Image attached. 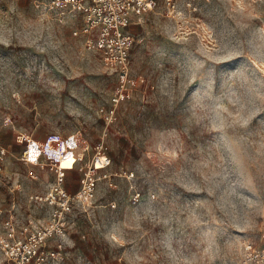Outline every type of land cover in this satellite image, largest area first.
<instances>
[{
  "label": "rangeland",
  "instance_id": "obj_1",
  "mask_svg": "<svg viewBox=\"0 0 264 264\" xmlns=\"http://www.w3.org/2000/svg\"><path fill=\"white\" fill-rule=\"evenodd\" d=\"M52 1L0 0V233L48 220L53 172L21 157L26 136H59L77 146L70 193L105 158L48 264H242L264 248V0H154L126 28L117 103L119 72Z\"/></svg>",
  "mask_w": 264,
  "mask_h": 264
},
{
  "label": "built area",
  "instance_id": "obj_2",
  "mask_svg": "<svg viewBox=\"0 0 264 264\" xmlns=\"http://www.w3.org/2000/svg\"><path fill=\"white\" fill-rule=\"evenodd\" d=\"M154 0H53L59 6L61 14L71 13L81 18V26L73 36L84 40L87 50L98 52L107 69L119 72L121 89L113 98L117 103L124 97L125 87L132 83L128 79L129 53L133 39L126 32L132 16L150 10ZM70 139L49 136L41 146L29 137H25L21 160L31 166H44L54 173L44 200L52 206L47 222L44 225L27 223L16 224L12 219L3 223L0 233V252L4 264H48L57 258L55 251L46 248L47 241L53 236L62 235L68 217L74 205L88 206L93 198L97 170L94 162L82 164L78 171L82 181L79 190L70 193L65 188V171L62 165L76 160L77 146L70 145ZM67 154H70L67 157ZM105 158V157H103ZM33 177V176H32ZM34 178V177H33ZM242 264H264V248L255 249L245 245Z\"/></svg>",
  "mask_w": 264,
  "mask_h": 264
},
{
  "label": "crops",
  "instance_id": "obj_3",
  "mask_svg": "<svg viewBox=\"0 0 264 264\" xmlns=\"http://www.w3.org/2000/svg\"><path fill=\"white\" fill-rule=\"evenodd\" d=\"M36 144L38 145V146H41V144L39 143V142H36ZM25 163V162H24ZM71 163H65V164H63V166L65 167V166H68V165H70ZM28 165V164H27ZM31 166V165H30ZM32 167H34V166H32ZM63 170H64V168H63ZM65 171V170H64ZM51 172V171H50ZM51 174H52V172H51ZM53 175V177H52V180L50 181V182H48L49 183V187H50V185H51V183H53L54 182V180H55V175H54V173L52 174ZM33 177H34V179H37L38 178V176L37 175H32ZM65 176H66V171H65ZM65 182H66V177H65ZM66 185V184H65ZM49 187H48V189H49ZM48 189H47V191H48ZM47 191H46V193H47ZM68 191V190H67ZM77 192V191H76ZM46 193L44 194V195H42V196H39V197H37V201L39 202V203H41V204H46L47 202L44 200V196L46 195ZM84 210L87 208V207H82ZM51 211V210H50ZM50 213V212H49ZM49 215V214H48ZM48 215H47V217H48ZM9 219H12L16 224H18V225H24V224H27V223H33L34 224V221H35V219H28L27 221H25V222H18V221H16L15 219H13V217H10V218H7V219H5V220H3L2 221V223H1V225H3V223H4V221H6V220H9ZM47 222V218H46V220L44 221V223L43 224H45ZM37 225V224H36Z\"/></svg>",
  "mask_w": 264,
  "mask_h": 264
}]
</instances>
